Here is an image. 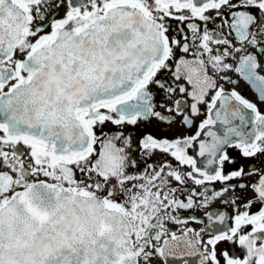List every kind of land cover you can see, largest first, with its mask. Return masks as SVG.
Instances as JSON below:
<instances>
[{"label":"snow or ice","instance_id":"1","mask_svg":"<svg viewBox=\"0 0 264 264\" xmlns=\"http://www.w3.org/2000/svg\"><path fill=\"white\" fill-rule=\"evenodd\" d=\"M260 105L264 0H0V264H264Z\"/></svg>","mask_w":264,"mask_h":264},{"label":"flooded vegetation","instance_id":"2","mask_svg":"<svg viewBox=\"0 0 264 264\" xmlns=\"http://www.w3.org/2000/svg\"><path fill=\"white\" fill-rule=\"evenodd\" d=\"M238 90L241 91L242 94L246 98H248L249 100H251L253 102H258L256 95L253 93V91L250 89V87L247 84H245L243 81L240 82ZM260 107L262 108V110H264V105H260ZM104 131H115V128H114V126L108 125L104 128ZM127 131L133 133L134 135H137L143 131H154V129H152L151 127H145L142 125L140 128H137V129H132L131 127H129L127 129ZM196 151H197V149L190 150V152L192 154H195ZM228 151H229V154L233 158L237 159L238 163L247 164V163L253 162V161L240 160L238 152L233 150V149H229ZM133 156L139 161V169L140 170H143L145 168L146 164H158L164 159H169L168 157H164L163 155H156L153 157H147V156L141 157L140 154L136 151L135 146L133 147ZM197 159H198V162H202L204 158L197 157ZM225 167H226V170H230L234 166L233 165H226ZM212 208H221V210H223L222 206L219 205L218 202L216 204L212 205ZM204 211L205 210L196 211L195 215H197L198 217L204 218V216H203ZM188 214H189L188 212L183 213V215H185V216H187ZM189 226L195 227V228L203 227V225H195V224H190Z\"/></svg>","mask_w":264,"mask_h":264}]
</instances>
